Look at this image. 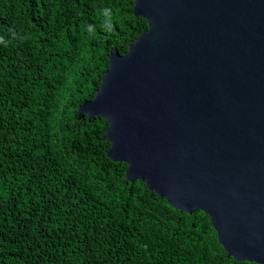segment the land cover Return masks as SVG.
<instances>
[{
	"label": "trees",
	"instance_id": "1",
	"mask_svg": "<svg viewBox=\"0 0 264 264\" xmlns=\"http://www.w3.org/2000/svg\"><path fill=\"white\" fill-rule=\"evenodd\" d=\"M134 6L0 0V264H258L228 256L207 214L130 182L107 120L78 118L110 55L149 28Z\"/></svg>",
	"mask_w": 264,
	"mask_h": 264
},
{
	"label": "water",
	"instance_id": "2",
	"mask_svg": "<svg viewBox=\"0 0 264 264\" xmlns=\"http://www.w3.org/2000/svg\"><path fill=\"white\" fill-rule=\"evenodd\" d=\"M148 30L109 57L78 118L109 123L108 157L187 213L228 256L264 264V0H134Z\"/></svg>",
	"mask_w": 264,
	"mask_h": 264
},
{
	"label": "clouds",
	"instance_id": "3",
	"mask_svg": "<svg viewBox=\"0 0 264 264\" xmlns=\"http://www.w3.org/2000/svg\"><path fill=\"white\" fill-rule=\"evenodd\" d=\"M97 15L101 17L104 27L110 29L114 15L113 10L110 7H104L98 10ZM82 31H86L89 35H94L95 26L91 24L82 25Z\"/></svg>",
	"mask_w": 264,
	"mask_h": 264
}]
</instances>
